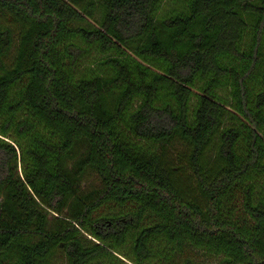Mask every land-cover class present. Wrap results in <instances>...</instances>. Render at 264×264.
<instances>
[{"label": "trees", "instance_id": "obj_1", "mask_svg": "<svg viewBox=\"0 0 264 264\" xmlns=\"http://www.w3.org/2000/svg\"><path fill=\"white\" fill-rule=\"evenodd\" d=\"M197 255L264 264V0H0V264Z\"/></svg>", "mask_w": 264, "mask_h": 264}, {"label": "rangeland", "instance_id": "obj_2", "mask_svg": "<svg viewBox=\"0 0 264 264\" xmlns=\"http://www.w3.org/2000/svg\"><path fill=\"white\" fill-rule=\"evenodd\" d=\"M167 148H170L173 156H180L183 152V148L179 146L178 144L168 145ZM18 172L20 173L19 168H18ZM95 184H96L95 179L91 175L89 180H87L83 184V191L88 192L89 190H91L92 186H94ZM199 254L201 255V253ZM200 255H197V258L200 259V261L203 264H214L216 262V259L214 258H209L207 256H200ZM57 264H62V261L59 259V261H57Z\"/></svg>", "mask_w": 264, "mask_h": 264}]
</instances>
